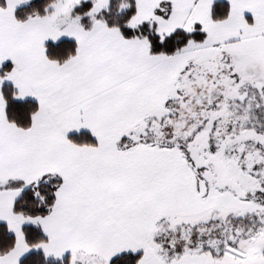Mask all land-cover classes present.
<instances>
[{"label": "snow or ice", "instance_id": "1", "mask_svg": "<svg viewBox=\"0 0 264 264\" xmlns=\"http://www.w3.org/2000/svg\"><path fill=\"white\" fill-rule=\"evenodd\" d=\"M0 264H264V0H0Z\"/></svg>", "mask_w": 264, "mask_h": 264}]
</instances>
